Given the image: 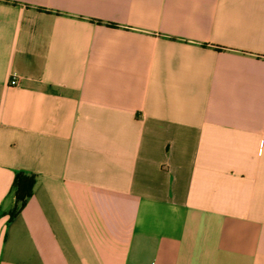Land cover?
Masks as SVG:
<instances>
[{"label":"crops","instance_id":"obj_1","mask_svg":"<svg viewBox=\"0 0 264 264\" xmlns=\"http://www.w3.org/2000/svg\"><path fill=\"white\" fill-rule=\"evenodd\" d=\"M0 264H264V0H0Z\"/></svg>","mask_w":264,"mask_h":264},{"label":"trees","instance_id":"obj_2","mask_svg":"<svg viewBox=\"0 0 264 264\" xmlns=\"http://www.w3.org/2000/svg\"><path fill=\"white\" fill-rule=\"evenodd\" d=\"M35 181L36 178L32 174H27L24 172H18L16 174L13 185L15 206L10 213L11 218L15 217L24 207L28 196L31 194Z\"/></svg>","mask_w":264,"mask_h":264},{"label":"built area","instance_id":"obj_3","mask_svg":"<svg viewBox=\"0 0 264 264\" xmlns=\"http://www.w3.org/2000/svg\"><path fill=\"white\" fill-rule=\"evenodd\" d=\"M10 84H12V85L17 84V78H16V77H12V78L10 79Z\"/></svg>","mask_w":264,"mask_h":264}]
</instances>
